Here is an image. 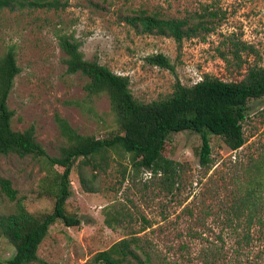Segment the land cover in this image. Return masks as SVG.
<instances>
[{
	"label": "rangeland",
	"instance_id": "obj_1",
	"mask_svg": "<svg viewBox=\"0 0 264 264\" xmlns=\"http://www.w3.org/2000/svg\"><path fill=\"white\" fill-rule=\"evenodd\" d=\"M60 1L57 9L0 10V56L12 47L20 69L8 98L11 126L33 125L49 155L66 145L56 114L82 135L105 138L118 131L107 95L87 94V77L67 72L59 34H72L85 59L127 76L140 102L166 97L176 80L190 85L208 75L237 81L248 67L264 66V0ZM140 10L205 19L210 31L185 39L178 48L172 38L138 34L121 19ZM153 53L169 57L174 70L147 63ZM242 129L245 143L237 150L219 135H209L208 166L199 164L200 134L171 133L163 153L178 163L173 184L135 169L129 153L120 149L109 150L103 162L96 158L80 166L78 159L65 208L81 223L52 224L32 264H99L93 260L98 252L135 233L155 248L162 264H264V96L248 101ZM0 175L11 179L28 211H52L54 196L47 185L55 170L44 159L1 155ZM248 192L255 201L251 221L246 211L237 216L234 206ZM12 207L0 196V212ZM13 252L0 236V259Z\"/></svg>",
	"mask_w": 264,
	"mask_h": 264
},
{
	"label": "trees",
	"instance_id": "obj_2",
	"mask_svg": "<svg viewBox=\"0 0 264 264\" xmlns=\"http://www.w3.org/2000/svg\"><path fill=\"white\" fill-rule=\"evenodd\" d=\"M62 5L60 0H0V10L24 7L49 10ZM121 19L138 34L172 38L178 48L185 39L210 31L209 22L205 19L196 21L145 10L124 15ZM58 43L66 55L67 72H79L87 77L84 84L87 94L107 95L118 131L105 138L82 135L56 114L55 120L66 145L60 147L57 155H49L37 141L33 125L23 130H15L11 126L14 111L8 105V98L20 69L12 47L0 56V156L15 154L42 158L55 170L47 185L48 192L54 196L53 208L41 215L28 211L11 179L0 175V196L13 203L11 211L0 212V236L5 237L14 250L9 258L0 259V264H32L38 261L39 245L52 224L57 220L66 226L81 223L80 218L69 214L65 208L72 192L69 175L78 159L80 166H86L96 158L103 162L109 150L120 149L129 153L130 163L135 169L160 174L172 179L173 184L178 163L163 153L171 133L189 130L200 134L199 164L208 166L211 162L209 135H219L230 150L239 149L245 143L242 123L246 118L248 101L264 96V66L253 65L247 68L241 80L225 81L208 75L190 85L176 80L172 92L166 97L140 102L129 88L128 77L114 73L96 59H85L79 50V42L72 34H59ZM245 45L242 43L243 48ZM145 60L151 65L174 70L169 57L163 53L150 54ZM234 206L237 216L246 211L251 221L255 201L250 192L241 195ZM105 223L113 226L109 218ZM154 251L148 240L135 233L112 243L98 252L93 260L99 264H162ZM208 251L213 252L205 249V254Z\"/></svg>",
	"mask_w": 264,
	"mask_h": 264
}]
</instances>
